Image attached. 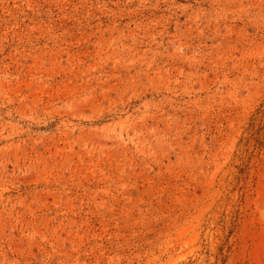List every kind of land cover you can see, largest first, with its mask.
<instances>
[{
    "label": "rangeland",
    "instance_id": "obj_1",
    "mask_svg": "<svg viewBox=\"0 0 264 264\" xmlns=\"http://www.w3.org/2000/svg\"><path fill=\"white\" fill-rule=\"evenodd\" d=\"M0 264H264V0H0Z\"/></svg>",
    "mask_w": 264,
    "mask_h": 264
}]
</instances>
